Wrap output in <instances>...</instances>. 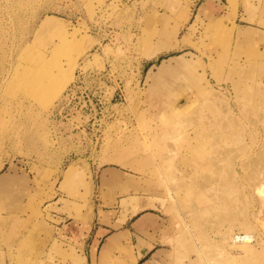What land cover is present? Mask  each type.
Segmentation results:
<instances>
[{"label":"rangeland","instance_id":"374dc122","mask_svg":"<svg viewBox=\"0 0 264 264\" xmlns=\"http://www.w3.org/2000/svg\"><path fill=\"white\" fill-rule=\"evenodd\" d=\"M149 213L151 264H264V0H0V264H133Z\"/></svg>","mask_w":264,"mask_h":264},{"label":"bare ground","instance_id":"6f19581e","mask_svg":"<svg viewBox=\"0 0 264 264\" xmlns=\"http://www.w3.org/2000/svg\"><path fill=\"white\" fill-rule=\"evenodd\" d=\"M50 60H51L50 57L47 58L42 63L41 67H39V70L43 71V69H45V67L49 64ZM73 61H75V60H73ZM73 69H74V67L72 69H69L68 71L64 70V71H62V73L60 75H57V76L49 75V77L47 79H42V77L34 78L35 83L33 84V86L40 87L41 92L45 93L47 95V97H49L48 102L46 101L47 104H49V105L52 104L53 103L52 101L54 99L58 98V96H60L61 93H63L62 91L64 90V88L72 80V75H73L72 70ZM50 100H51V102H50ZM46 102H44V103L46 104ZM67 175H69V173ZM246 229H248V228H246ZM230 232H232L231 229L226 234L229 235V237L231 236V238L235 244H239V245L244 244L245 246H247L248 244L252 243L253 240L255 242V235H253L251 232H247V233L242 232V233H236V234L232 233L233 235ZM241 235H244V236H241ZM242 247H244V246H242ZM240 250H241V248H240ZM245 250H246V248H245ZM247 251H248V248H247ZM244 254H245V252L241 255H244Z\"/></svg>","mask_w":264,"mask_h":264},{"label":"crops","instance_id":"0c3cea01","mask_svg":"<svg viewBox=\"0 0 264 264\" xmlns=\"http://www.w3.org/2000/svg\"><path fill=\"white\" fill-rule=\"evenodd\" d=\"M147 215H149L148 217H146ZM150 218V220H154L155 215L152 213L149 214H143L142 216H139L133 223L130 229H128L129 235L131 238H134L135 240L139 237H142V241L140 242V244L138 245V247L134 250L135 252V257H134V262L133 264H151L153 261L151 259V257H156L157 256V251L155 250L156 248V242L155 243H151L146 241V238L143 240V237H146V225L147 223H145L148 219ZM144 220V223H143ZM148 232L149 234L153 233V229L151 230L150 228H148ZM112 242H120L119 238H111ZM94 251L96 252V250L94 249ZM94 252V253H95ZM156 254V256H155Z\"/></svg>","mask_w":264,"mask_h":264},{"label":"built area","instance_id":"2783aa9c","mask_svg":"<svg viewBox=\"0 0 264 264\" xmlns=\"http://www.w3.org/2000/svg\"><path fill=\"white\" fill-rule=\"evenodd\" d=\"M241 236H244V235H241ZM254 241V240H253Z\"/></svg>","mask_w":264,"mask_h":264}]
</instances>
